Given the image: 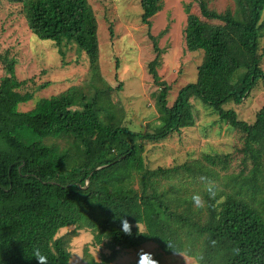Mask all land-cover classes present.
Masks as SVG:
<instances>
[{
	"label": "trees",
	"instance_id": "16d2710c",
	"mask_svg": "<svg viewBox=\"0 0 264 264\" xmlns=\"http://www.w3.org/2000/svg\"><path fill=\"white\" fill-rule=\"evenodd\" d=\"M11 1L23 5L29 30L40 41L85 53L91 79L88 87H72L22 112L19 106L35 94L26 90L27 80L18 79L17 59L9 52L2 57L0 264H37L36 250L47 264H72V238L59 236L70 227L75 236L89 231L94 245L108 252H101L100 261L87 255V264H112L127 250L150 244L198 264H264V196H243L253 186L250 178L234 190L216 185L225 176L232 179L230 155L156 169L143 158L145 143L163 142L195 125L192 100L246 140L264 141V106L251 124L224 108L243 104L264 83V0H231L233 6L223 12L209 0H193L201 16L185 8L187 50L204 57L196 82L183 87L173 105L171 87L156 70L163 52L158 40L169 28L158 37L149 34L158 53L150 72L167 115L152 132L125 126L113 107L114 89L101 74L98 22L89 0ZM163 2L141 0L142 22L150 30ZM196 195L203 207L194 203ZM122 220L129 224L122 227Z\"/></svg>",
	"mask_w": 264,
	"mask_h": 264
},
{
	"label": "rangeland",
	"instance_id": "374dc122",
	"mask_svg": "<svg viewBox=\"0 0 264 264\" xmlns=\"http://www.w3.org/2000/svg\"><path fill=\"white\" fill-rule=\"evenodd\" d=\"M163 1V10L152 18L150 30L142 22L141 0H89L98 22L101 74L114 89L111 92L113 107L121 114L124 125L137 131L152 132L167 117L159 106L160 88L150 72V64L158 53L149 34L158 37L169 28L167 34L158 40V48L163 52L160 64L156 66L161 81L171 87L169 105H173L183 87L196 82L198 67L203 62L204 53L189 52L185 42V8L189 6L191 14L201 16L198 5L193 0ZM209 1L211 7L220 12L233 6L231 0ZM261 47L264 49V38ZM6 52L17 59L18 79L27 80L26 90L35 94L32 101L19 106L22 112L31 111L43 98H50L75 86H89L91 75L85 53L76 46L59 47L51 41H40L29 30L23 5L0 0V80L5 76L2 57ZM261 52L264 53L263 50ZM43 85L47 88H41ZM192 103L195 125L163 142L145 143L143 158L146 165L156 169L187 160H203L205 155L220 159L230 155L227 172L232 179L225 176L216 185L234 190L236 185L250 178L253 186L246 188L243 196L262 198L264 141L246 140L245 134L222 121L200 100H192ZM263 106L264 83L261 82L243 104H228L224 108L235 110L240 120L251 124ZM74 231L70 227L59 234L72 238V264H87V255L100 261L104 249L94 245L92 234L81 230L75 236ZM86 250L89 253H85ZM165 255L157 246L150 244L138 250H127L112 264H198L192 257Z\"/></svg>",
	"mask_w": 264,
	"mask_h": 264
},
{
	"label": "clouds",
	"instance_id": "9594fccd",
	"mask_svg": "<svg viewBox=\"0 0 264 264\" xmlns=\"http://www.w3.org/2000/svg\"><path fill=\"white\" fill-rule=\"evenodd\" d=\"M209 192L211 193V188H209ZM193 201L196 204L197 207H203V201L202 198L199 195H196L193 197ZM125 224H129V221L127 220H122L121 221V226L123 227V225ZM126 234L131 235V231L129 230ZM34 258H36L37 260V264H47V257L41 255V253L39 252V250H36L34 252Z\"/></svg>",
	"mask_w": 264,
	"mask_h": 264
}]
</instances>
